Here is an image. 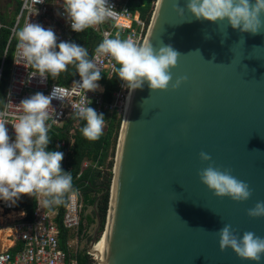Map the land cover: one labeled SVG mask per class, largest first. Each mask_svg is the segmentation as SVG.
<instances>
[{"label": "water", "instance_id": "obj_1", "mask_svg": "<svg viewBox=\"0 0 264 264\" xmlns=\"http://www.w3.org/2000/svg\"><path fill=\"white\" fill-rule=\"evenodd\" d=\"M174 2L154 1L142 42L181 53L173 79H188L175 90L152 92L145 83L128 92L99 264H255L231 249L221 252L216 232L231 224L238 234L264 237V217L246 215L264 201V31L253 35L229 26L224 37L215 23L187 11L178 16ZM185 2L178 0L181 7ZM201 151L246 181L251 198L215 197L197 176L208 163L199 159ZM92 209L91 251L101 227L96 202Z\"/></svg>", "mask_w": 264, "mask_h": 264}, {"label": "clouds", "instance_id": "obj_2", "mask_svg": "<svg viewBox=\"0 0 264 264\" xmlns=\"http://www.w3.org/2000/svg\"><path fill=\"white\" fill-rule=\"evenodd\" d=\"M43 2L35 0V4ZM60 7L70 22L71 30L77 33L119 14L109 0H62ZM173 11L178 16H184L187 11L196 20L217 24L224 37L229 26L253 35L264 31V0H186L184 7L175 0ZM13 36L20 58L35 70L31 76L55 78L72 65L80 77L77 84L85 92H94L99 88L97 82L101 72L96 60L102 56L109 58L111 72L130 93L141 89L145 83L152 92L175 90L188 79L187 76L173 79L172 69L177 66L182 54L171 45L161 43L157 48L147 41L138 42L131 37L122 39L119 32L114 37L103 39L92 57L85 47L74 42L57 43L53 29H46L39 23L27 22L15 29ZM210 38L209 34L205 35V39ZM84 97V101L76 106L74 116L84 122L80 128L83 137L96 140L102 135L105 118L102 113L98 114L89 107L91 101ZM54 98L63 99L53 89L49 95L37 92L20 101L21 114L18 121L11 124L15 133V139L11 142L6 127L8 123L0 119V200L15 203L23 195H38L42 197L41 205L51 208L65 203L66 196H77L71 172L61 168L64 154L46 150L51 139L47 122L51 119V101ZM198 157L208 163L207 167L198 170L197 176L215 197H228L234 202L251 198V187L233 175L231 168L215 166L211 155L204 151L199 152ZM246 215L250 218L264 217V201H257L246 210ZM216 235L221 252L231 249L239 259L255 264H260L264 258V237L252 231L238 234L231 224H224Z\"/></svg>", "mask_w": 264, "mask_h": 264}, {"label": "built area", "instance_id": "obj_3", "mask_svg": "<svg viewBox=\"0 0 264 264\" xmlns=\"http://www.w3.org/2000/svg\"><path fill=\"white\" fill-rule=\"evenodd\" d=\"M61 3L62 0H44L43 3L37 4H35V0H7L8 12L4 13L0 0V30L5 28L9 31L0 57V113L3 114L0 115V119H4L8 123L6 127L10 142L15 139L11 124L17 122L21 114L18 106L20 101L37 92L49 95L55 89L57 95L63 98L62 100L54 98L51 101L53 112L50 114L51 119L47 122L50 127L59 128L71 119L72 124L77 123L75 126L82 122L75 118L74 111L76 106L84 101V95L91 101L88 106L94 108L98 114L102 113L105 116L116 113L117 116L121 115L122 117L124 102L129 92L122 81L119 89L113 92L111 102H105L102 99L101 90L85 92L77 84L80 82L79 75L74 77L67 85H59L55 81H49L48 78L42 79L39 76H31L35 70L20 58L13 32L27 22L39 23L46 29L52 28L57 36V43L71 41L77 33L71 30L70 22L66 20L63 15L64 10L60 7ZM109 3L114 6V11L119 14L100 25L89 28L99 37V42L89 54L90 57L94 55L95 48L103 39L114 37L117 32L120 33L122 39L131 37L138 42L144 40L147 27L144 26L138 11L130 9V0H109ZM125 10L127 12H124ZM10 53L11 61L7 65L6 61ZM96 63L101 74H105V78H109L113 74L109 58L99 57ZM6 70L5 90L1 92ZM57 146H59V143H57ZM88 165L89 162H84L83 168ZM75 190L78 193L77 196L66 198L64 210L61 214V226L68 231L66 248L59 245L61 230H59L56 222L57 206L44 208L40 203L42 197L37 195L35 196V209L32 216L26 218V213L24 210L17 208L16 202L10 203L0 200V213L2 215L14 211L16 215L18 214L17 218H19L10 220L12 234L8 238H10L12 244L5 248L0 247V264H78L77 251L80 249L85 250L88 258L87 264H99V254L87 249L90 240L87 238L86 227L83 228L81 233L78 232L80 223L82 222L85 226L86 221L85 219L81 221L83 209L81 191L78 188ZM3 223H0V225ZM102 232L103 229L98 233L96 241ZM83 236L89 241L86 240L81 245L80 239Z\"/></svg>", "mask_w": 264, "mask_h": 264}, {"label": "trees", "instance_id": "obj_4", "mask_svg": "<svg viewBox=\"0 0 264 264\" xmlns=\"http://www.w3.org/2000/svg\"><path fill=\"white\" fill-rule=\"evenodd\" d=\"M155 0H130L129 6L132 11H138L140 18L147 27L153 12V4ZM9 31L8 29L0 30V57L3 53ZM70 42H74L85 47L89 54L99 42V37L89 28L83 32L76 33ZM11 61V53L7 57V65ZM118 67V65H117ZM78 74L76 69L69 65L67 71L62 72L59 76L52 78L48 77L49 81H55L59 85H67ZM7 81V70L3 77L2 89L5 90ZM102 87V99L105 102H111L113 92L119 89L121 80L112 74L109 78H105V74H101L100 80L97 82ZM105 123L102 135L96 140H88L83 137L80 128L84 122H80L77 126L72 127V119L67 121L61 127H50L49 137L50 143L46 150L61 151L64 154L61 162V168L65 172H71L73 177L74 189H80L83 200L82 218L85 219L86 225L82 222L78 227V232L81 233L83 228L94 223L95 214L93 209L91 213H85L88 207H91L96 202L98 213L101 217L100 231L103 229L107 212L108 188L111 180V154L114 150L116 133L120 124V116L116 113L105 115ZM73 129V132L70 131ZM59 143V146H57ZM110 148V150H109ZM89 161V165L83 168V163ZM67 196L65 197L66 201ZM17 208L24 210L26 218H31L35 209V196H21L17 201ZM64 204L58 205V213L56 222L61 230L59 233V245L66 248L68 231L61 226V214L64 210ZM54 207V206H53ZM52 208V207H51ZM87 228V227H86ZM87 235V233H86ZM88 236V235H87ZM88 258L84 249L77 251V263L87 264Z\"/></svg>", "mask_w": 264, "mask_h": 264}, {"label": "bare ground", "instance_id": "obj_5", "mask_svg": "<svg viewBox=\"0 0 264 264\" xmlns=\"http://www.w3.org/2000/svg\"><path fill=\"white\" fill-rule=\"evenodd\" d=\"M128 96H129V93H127V95H126V99H125V102H124L123 113L125 112V109H126V104H127ZM9 212H11V211H9ZM15 215H16V213H10L6 218L13 219V217ZM3 216L4 215H0V223H3V221H4V217ZM11 232H12L11 229L0 232V245H1V248L7 247V246H9V245L12 244V242H10L9 240H7V237L11 234ZM104 234H105V232H104ZM104 234L101 237L102 240L101 241H100V239L97 240L94 243V245L92 246V250L95 251V252H97L98 254H100L102 252V245H103Z\"/></svg>", "mask_w": 264, "mask_h": 264}, {"label": "rangeland", "instance_id": "obj_6", "mask_svg": "<svg viewBox=\"0 0 264 264\" xmlns=\"http://www.w3.org/2000/svg\"><path fill=\"white\" fill-rule=\"evenodd\" d=\"M1 5H2V10H3V12H4V13H7V12H8L7 0H1ZM119 116H120V121H121V115H119ZM76 124H77V123H75V124L73 123V124H72V127H74ZM70 132L72 133V132H73V129H72ZM117 134H118V133H116L115 143H116ZM115 143H114V147H115ZM109 150H110V148H109ZM112 151L114 152L113 148H112ZM113 154H114V153L111 154V158H112V160H111V161H112L111 168H112V165H113ZM86 162H87V161H86ZM88 162H89V161H88ZM111 168H110V170H111ZM85 213H91V207H88ZM14 219H19V218H17V215L14 216L13 219H11V218H4V223H3L2 225H0V227L3 228V227H6V226H10V220H14ZM86 227H87V228H86V232L88 233L87 238L90 239L91 234H92L93 226L90 225V226H86ZM103 230H104V229H103ZM104 232H105V231H103V232L101 233L100 237H99L100 241L102 240L101 237H102V235L104 234ZM87 238H86L85 236H83V237L80 239V240H81V241H80V244L82 245L86 240L89 241ZM12 239H13V238H12ZM99 239H98V240H99ZM3 248H5V247H3Z\"/></svg>", "mask_w": 264, "mask_h": 264}, {"label": "crops", "instance_id": "obj_7", "mask_svg": "<svg viewBox=\"0 0 264 264\" xmlns=\"http://www.w3.org/2000/svg\"><path fill=\"white\" fill-rule=\"evenodd\" d=\"M98 85H99V84H98ZM98 89L102 91V87H101L100 85H99V88H98ZM10 213H16V212H14V211L7 212L3 217L6 218ZM0 215H2V213H0ZM4 229H5V230H9V229H11V227H10V226H6V227H3V228L0 227V232H1V231H5ZM11 230H12V229H11ZM11 234H12V232H11ZM11 234H10V235H11ZM7 240H9L10 242H12V241L10 240V238H8V237H7ZM0 247H1V245H0Z\"/></svg>", "mask_w": 264, "mask_h": 264}]
</instances>
